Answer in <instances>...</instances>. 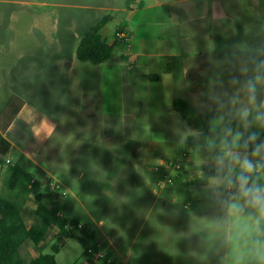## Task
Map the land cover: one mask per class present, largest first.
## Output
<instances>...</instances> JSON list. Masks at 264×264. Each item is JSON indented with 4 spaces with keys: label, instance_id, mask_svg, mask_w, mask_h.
I'll return each instance as SVG.
<instances>
[{
    "label": "rangeland",
    "instance_id": "obj_1",
    "mask_svg": "<svg viewBox=\"0 0 264 264\" xmlns=\"http://www.w3.org/2000/svg\"><path fill=\"white\" fill-rule=\"evenodd\" d=\"M104 17L109 21L103 39L114 45L119 30L127 40L114 46L104 64L80 62L82 36ZM242 26L239 0H0V132L5 135L15 123V144L50 150L28 169L62 184L68 196L60 201H75V211L63 214L67 220L78 218L95 230L103 221L117 232L124 222L120 197L102 193L100 181L131 178L134 170L142 179L154 178L149 166L177 160L187 143L203 148L198 131L172 110V102L184 98L197 111H211L204 101L227 82L232 66L264 58L263 48L244 39ZM25 108L44 117L54 133L34 140L33 124L19 118ZM13 152V162L23 163ZM31 185L22 182V194L9 197L21 209L27 206L28 219L37 207ZM24 194L30 197L25 202ZM133 236L127 233L122 247L129 250V264ZM53 240L50 232L41 248L23 246L26 263L52 254ZM56 259L87 261L73 239Z\"/></svg>",
    "mask_w": 264,
    "mask_h": 264
},
{
    "label": "crops",
    "instance_id": "obj_2",
    "mask_svg": "<svg viewBox=\"0 0 264 264\" xmlns=\"http://www.w3.org/2000/svg\"><path fill=\"white\" fill-rule=\"evenodd\" d=\"M239 3L243 11L242 31L244 39L250 40L251 43L249 44L254 48H263L264 52V0H239ZM253 9L256 10L255 13H252ZM258 10L260 11L258 12ZM19 118L27 126L30 123L33 124L31 132L34 140H40L45 132L51 136L55 131V127L44 117H40V114L28 108L24 109ZM14 128L15 123L10 125L9 130L4 135L12 148L8 154L9 158L4 159V164H0V196L2 193H6L7 199L22 194L19 191L21 184L13 190L6 186L9 166L16 164L10 158V154L14 153L13 150H15V154L21 157V161H23L21 163L27 171L34 162L39 163V159H35L39 154L50 153V150H42V145L39 148L30 145L26 149L15 144L12 140L14 139ZM23 136L25 137L26 134ZM186 147L188 150L184 151L189 152L192 165L187 167L186 173L172 185L160 186L155 178L142 179L138 177L135 170L131 178H121L119 181H100V185L106 187L101 189L102 193L110 197L113 195L120 197L117 209L119 216L124 218L122 227L117 232L112 233L111 227H105L106 224L103 221L97 224V230H95L93 224L90 226L89 222H82L78 218H74V220L89 225L95 231L99 240L100 254L104 258L120 264H129V250L124 252L122 247L126 234L132 231L134 235L131 246L133 264H229L227 259L229 250L223 242L222 235L214 226V221L219 214L218 210L202 191L210 176L206 172L209 170L205 166L206 153L203 148H194V144L187 143ZM163 161L166 160L162 159L160 163ZM37 167L43 173H48L42 166L37 165ZM149 170L152 173V167L149 166ZM31 173L35 174L34 171ZM35 177V180H39L38 175L35 174ZM47 181L46 179L41 180L43 185ZM118 186H126L127 188L118 189ZM30 197L25 198L24 194L23 202ZM60 202L63 208L61 215L64 212L66 214L75 211L73 199L67 197ZM19 208L21 209L20 206ZM26 208L27 206H23L21 212L26 225L31 226L35 221V216L32 219L26 218ZM28 212V217L31 218L29 206ZM88 215L91 221L95 223L92 215L90 213ZM50 232L54 233L55 239L58 228H52ZM70 241L68 240L62 249L66 248ZM25 245H30L29 248L33 250L41 248L43 243L38 247L32 243L23 244L20 253ZM33 257L36 258L37 256ZM86 260V264H103L102 260L97 257Z\"/></svg>",
    "mask_w": 264,
    "mask_h": 264
},
{
    "label": "clouds",
    "instance_id": "obj_3",
    "mask_svg": "<svg viewBox=\"0 0 264 264\" xmlns=\"http://www.w3.org/2000/svg\"><path fill=\"white\" fill-rule=\"evenodd\" d=\"M203 106L214 113L204 134L211 175L202 191L218 210L215 229L229 264H264V58L234 64Z\"/></svg>",
    "mask_w": 264,
    "mask_h": 264
},
{
    "label": "trees",
    "instance_id": "obj_4",
    "mask_svg": "<svg viewBox=\"0 0 264 264\" xmlns=\"http://www.w3.org/2000/svg\"><path fill=\"white\" fill-rule=\"evenodd\" d=\"M108 21L109 17L102 18L82 36L76 51V57L80 62L101 65L111 59L114 46L119 43L117 34L120 31H116L115 44H108L101 35ZM240 31L243 35L242 28ZM172 110L198 131L200 143L204 144V134L207 133L209 120L214 113L212 111L199 112L184 98L175 99ZM11 148V144L0 132V164H4V158ZM191 165L189 160L185 166L190 167ZM8 170L10 176L6 182L7 188L13 190L22 182L32 184L31 188L35 193L37 207L35 221L31 226H27L19 206L0 196V264H28L20 253L21 246L31 241L38 247L46 240L52 228H58L51 248L52 254L40 253L29 264H57L56 255L71 239L78 241L84 249V255L89 259L100 253L99 240L95 231L89 225L81 224L77 220H67L64 215H59L63 210L59 196L51 191L47 184L43 185L40 179L35 180V174L27 171L22 163H16ZM206 172L208 176L211 175L210 170ZM79 225L81 228H78Z\"/></svg>",
    "mask_w": 264,
    "mask_h": 264
},
{
    "label": "built area",
    "instance_id": "obj_5",
    "mask_svg": "<svg viewBox=\"0 0 264 264\" xmlns=\"http://www.w3.org/2000/svg\"><path fill=\"white\" fill-rule=\"evenodd\" d=\"M117 38L119 41H126L127 36H125L122 32L117 34ZM190 160V155L188 151H184L179 155V158L175 161H163L159 165H155L152 167V173L154 178L160 186H169L172 185L175 181H177L183 174L186 173L187 167L185 166ZM9 163V161H8ZM34 183V182H32ZM48 187L56 193L59 197H66L68 193L64 190L62 184L58 181H49L46 183ZM61 215V214H59ZM69 227V225H67ZM81 228V225L78 226ZM102 260L103 264H120L119 262H113L111 260H104V256L102 254H98L95 256Z\"/></svg>",
    "mask_w": 264,
    "mask_h": 264
}]
</instances>
